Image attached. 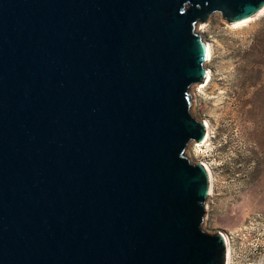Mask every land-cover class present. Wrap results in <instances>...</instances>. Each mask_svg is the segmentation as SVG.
<instances>
[{
    "label": "water",
    "instance_id": "obj_1",
    "mask_svg": "<svg viewBox=\"0 0 264 264\" xmlns=\"http://www.w3.org/2000/svg\"><path fill=\"white\" fill-rule=\"evenodd\" d=\"M264 0H0V264H227L190 88L197 30Z\"/></svg>",
    "mask_w": 264,
    "mask_h": 264
},
{
    "label": "rangeland",
    "instance_id": "obj_2",
    "mask_svg": "<svg viewBox=\"0 0 264 264\" xmlns=\"http://www.w3.org/2000/svg\"><path fill=\"white\" fill-rule=\"evenodd\" d=\"M204 24L211 82L189 93L191 112L209 121L211 137L185 152L214 170L203 227L229 237L231 264H264V14L232 26L217 12Z\"/></svg>",
    "mask_w": 264,
    "mask_h": 264
},
{
    "label": "bare ground",
    "instance_id": "obj_3",
    "mask_svg": "<svg viewBox=\"0 0 264 264\" xmlns=\"http://www.w3.org/2000/svg\"><path fill=\"white\" fill-rule=\"evenodd\" d=\"M263 14H264V7L259 12H257L255 15H253V16H250V17L238 20V21H234V22H229V23H232V24H230L232 26H242V25H245L247 22H250L253 19H255V18H257V17H259L260 15H263ZM199 25H198V29L197 30L201 34H203V30H204L205 24L200 26V27H199ZM206 43H207V47H208L207 60L209 61L211 59V57H212V46H211V43L209 41H207V40H206ZM206 70H207V72H206L205 79L201 83L195 84L192 88H197L198 87L199 91L201 92L209 85V83L211 82V70H209L208 67H206ZM202 121L204 122V125H205V128H206V134H205L204 140L202 142H198V141L191 142L192 144H195L196 147H198V148H201V146H203L204 144H207L209 142L210 137H211V127H210L211 124L209 123L208 120H204L203 119ZM195 151H196V155L203 156V154L200 153V149H196ZM196 155H195V157H196ZM188 158L192 162L201 163L206 168V170H207V172L209 174V178H210V195H211L212 191H213V187H214V175H213L214 174L213 173L214 170H212L211 164H209L208 161H206L205 159H201V160L195 159L194 156H188ZM224 237H225L226 244H227V264H231V254H233V253H231V241H230L229 237H227L225 235H224Z\"/></svg>",
    "mask_w": 264,
    "mask_h": 264
}]
</instances>
